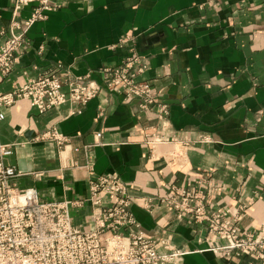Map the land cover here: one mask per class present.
Returning <instances> with one entry per match:
<instances>
[{"label": "crops", "instance_id": "1", "mask_svg": "<svg viewBox=\"0 0 264 264\" xmlns=\"http://www.w3.org/2000/svg\"><path fill=\"white\" fill-rule=\"evenodd\" d=\"M59 2L29 29L0 93L52 72L100 83V69L120 66L134 50L149 66L138 80L152 84L169 116L163 126L138 100L107 90L81 114L68 104L39 114L19 100L0 121V144L15 145L6 162L21 174L19 187L34 188L41 201L82 200L91 177L118 175L143 234L161 255L180 254L166 264H264L227 259L219 250L226 241L206 222L181 220L159 203L144 208V198L158 201L171 186L202 190L209 211L228 210V221L242 213L243 231L264 230V0ZM12 18L13 0H0V46ZM53 128L69 139L64 147L39 139ZM72 213L75 225L89 227L90 205Z\"/></svg>", "mask_w": 264, "mask_h": 264}, {"label": "built area", "instance_id": "2", "mask_svg": "<svg viewBox=\"0 0 264 264\" xmlns=\"http://www.w3.org/2000/svg\"><path fill=\"white\" fill-rule=\"evenodd\" d=\"M31 6V15L23 19L21 12ZM59 8V0H13L8 36L0 46V83L12 74L25 53L29 29ZM121 42L128 44L130 39ZM131 51L133 54L120 66L100 69V83L89 75L68 74L62 78L52 72L9 93H0V121L5 117L1 110L22 99L28 100L39 114L67 104L76 107L72 114H81L91 100L107 90L122 95L126 102L138 100L140 108L155 111L164 126L169 107L160 102L151 83L138 80L149 66ZM39 139H52L61 148L69 141L57 128ZM14 152V144H0V264H166L180 256L161 255L156 244L143 234L131 211L130 188L118 175L91 177L88 199L41 201L34 188L19 187L17 178L21 174L6 162ZM87 168L93 171L91 164ZM158 203L176 211L181 220L206 222L212 235L226 241L219 250L227 259L246 255L264 260V230L258 234L243 231L238 225L242 213L228 221V210L209 211L202 190L171 186L169 195L158 201L144 198V208L149 212ZM87 204L92 208L90 225L79 227L72 212Z\"/></svg>", "mask_w": 264, "mask_h": 264}]
</instances>
